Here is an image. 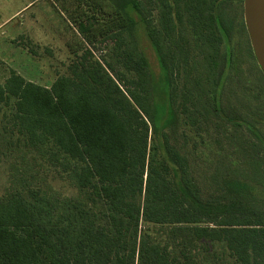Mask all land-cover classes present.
Returning a JSON list of instances; mask_svg holds the SVG:
<instances>
[{
    "label": "trees",
    "instance_id": "16d2710c",
    "mask_svg": "<svg viewBox=\"0 0 264 264\" xmlns=\"http://www.w3.org/2000/svg\"><path fill=\"white\" fill-rule=\"evenodd\" d=\"M107 1L114 28L104 38L111 41V61H100L82 44L73 50L67 73L49 86L12 69L0 83V108L10 106L23 146L82 195L26 187L1 198L0 264H197L212 248L226 254L224 264H264V215L251 203V184L201 188L167 133L165 163L149 157L151 125L170 119L177 97L176 27H190L217 58L223 49L213 28L219 27L218 0H150L158 7L156 21L139 0ZM82 5L104 8L100 0ZM133 16L144 29L139 43ZM78 17L97 22L87 12ZM88 25L79 22V30ZM143 37L165 88L167 107L161 113L157 94L150 92ZM173 123L170 119V130ZM167 162L178 184L169 180ZM155 227L165 231L166 242L157 240Z\"/></svg>",
    "mask_w": 264,
    "mask_h": 264
},
{
    "label": "rangeland",
    "instance_id": "374dc122",
    "mask_svg": "<svg viewBox=\"0 0 264 264\" xmlns=\"http://www.w3.org/2000/svg\"><path fill=\"white\" fill-rule=\"evenodd\" d=\"M82 2L0 0V83L12 69L29 81L49 86L67 73L73 50L82 44L100 61H111V41L104 38L114 28L107 19L109 2L100 0L104 7L100 12ZM139 2L156 21L157 5L150 0ZM242 11V0H218L214 7L219 27L213 28L223 44L217 58L190 27H176L172 47L179 52L180 74L170 115L174 123L170 130V119L157 120L154 109L157 124L151 125L149 132V157L160 165L165 163L162 134L167 133L188 160L201 188L214 190L224 182L234 181L251 184V203L264 215V77L252 58ZM85 12L97 22L90 17L79 20L78 16ZM139 17L141 21L142 15ZM79 22L92 26L81 31ZM133 28L139 43L144 29L140 22ZM142 48L150 66V92L157 94L161 113L167 107V98L159 79V64L146 37ZM161 86L163 91H159ZM9 107L0 108V199L26 187H41L81 199L67 178L51 173L37 152L23 146L12 128ZM168 165L169 180L178 184L173 167ZM145 230L141 222V233ZM152 233L159 242L167 241L162 227H155ZM225 258L223 251L212 248L199 255L197 264H224Z\"/></svg>",
    "mask_w": 264,
    "mask_h": 264
},
{
    "label": "water",
    "instance_id": "95a60500",
    "mask_svg": "<svg viewBox=\"0 0 264 264\" xmlns=\"http://www.w3.org/2000/svg\"><path fill=\"white\" fill-rule=\"evenodd\" d=\"M242 8L252 54L264 75V0H242Z\"/></svg>",
    "mask_w": 264,
    "mask_h": 264
}]
</instances>
